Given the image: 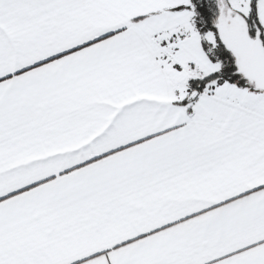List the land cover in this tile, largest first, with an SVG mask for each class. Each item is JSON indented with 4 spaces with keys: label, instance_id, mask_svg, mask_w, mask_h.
<instances>
[{
    "label": "snow or ice",
    "instance_id": "obj_1",
    "mask_svg": "<svg viewBox=\"0 0 264 264\" xmlns=\"http://www.w3.org/2000/svg\"><path fill=\"white\" fill-rule=\"evenodd\" d=\"M0 264H264V0H0Z\"/></svg>",
    "mask_w": 264,
    "mask_h": 264
}]
</instances>
